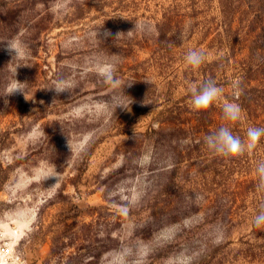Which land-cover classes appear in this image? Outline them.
<instances>
[{
  "label": "rangeland",
  "instance_id": "1",
  "mask_svg": "<svg viewBox=\"0 0 264 264\" xmlns=\"http://www.w3.org/2000/svg\"><path fill=\"white\" fill-rule=\"evenodd\" d=\"M8 38L30 66L16 76L27 100L0 97V264H264V137L235 158L205 143L221 126L244 141L264 127V0H0ZM10 60L0 44V95ZM60 79L69 93L48 89ZM209 79L222 92L195 111L190 88ZM242 83L252 98L236 96Z\"/></svg>",
  "mask_w": 264,
  "mask_h": 264
},
{
  "label": "clouds",
  "instance_id": "2",
  "mask_svg": "<svg viewBox=\"0 0 264 264\" xmlns=\"http://www.w3.org/2000/svg\"><path fill=\"white\" fill-rule=\"evenodd\" d=\"M140 28L143 30L145 28L144 24H135V28ZM131 32V31H129ZM95 39L102 41L99 37L102 35L103 38L107 39L112 35L110 30H105L103 33L100 32V29L97 32L92 33ZM120 35V33L116 34V38ZM0 44L5 45V50L11 56V60L9 63L17 61L14 71L11 73L12 81L7 88V91L0 95V97H8L14 94H23L25 99V85L26 82L22 83L16 79L17 69L21 66H30L25 63L19 62L22 59L26 58V49L28 45L24 42L17 40L16 38H8L0 40ZM185 61L187 65H189L192 69H198L205 61L204 54L195 50H190L186 56ZM115 64L107 65L101 72V75L104 77L105 81L109 84L115 85L118 81L115 77ZM148 83V82H147ZM129 86L131 85L128 84ZM72 85L65 81L64 79H60L54 82V85L50 90H53L56 95H60L62 93H69ZM237 91L236 96L241 94V90L239 89V85H236ZM191 92V104L192 108L195 111H206L208 110L214 102L219 98L222 89L217 85L214 79H209L202 83L199 86L193 85L190 88ZM126 96V95H125ZM8 101L5 99V104ZM42 103V102H41ZM132 103V102H131ZM130 103V104H131ZM130 104L125 105L123 102L117 103L115 105V110L117 107L127 109L130 111ZM223 114L224 119L229 123H235L240 119L241 108L239 104L234 102H226L223 105ZM247 140H242L239 136L234 135L229 126H221L216 132L208 135L205 138V143L207 148L213 152L214 154L224 157V158H235L243 156L246 152L251 154L255 151L262 137H264V127H249L246 132ZM68 146L71 150V144L68 138ZM257 178L258 182L256 185V190L258 192L264 193V162H261L257 166ZM55 178L58 182L59 176L55 171L48 174L45 179ZM254 224L256 227L264 226V204L260 205L259 213L254 217ZM217 242H219L217 240Z\"/></svg>",
  "mask_w": 264,
  "mask_h": 264
},
{
  "label": "trees",
  "instance_id": "3",
  "mask_svg": "<svg viewBox=\"0 0 264 264\" xmlns=\"http://www.w3.org/2000/svg\"><path fill=\"white\" fill-rule=\"evenodd\" d=\"M241 85H243V86H240V87H241L240 89H242V90H241V94L239 95V99L241 98L240 100H242V99L244 100V99H246V98H247V99L252 98V97H250L251 94H249V93H251V91H248L249 93L246 92V91L244 90V88H245L244 83H242ZM253 97H254V96H253ZM241 103H242V102H241Z\"/></svg>",
  "mask_w": 264,
  "mask_h": 264
}]
</instances>
